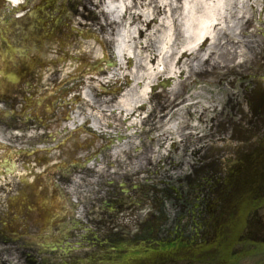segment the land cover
Instances as JSON below:
<instances>
[{
    "label": "flooded vegetation",
    "instance_id": "obj_1",
    "mask_svg": "<svg viewBox=\"0 0 264 264\" xmlns=\"http://www.w3.org/2000/svg\"><path fill=\"white\" fill-rule=\"evenodd\" d=\"M11 1L0 0V112L16 115L0 126L19 132L18 167L35 165L0 188V212L11 213L0 264H264V36L241 93L223 98L224 124L206 110L194 143L174 142L192 136L167 131L163 100L141 119L121 115L119 96H71L85 88L69 75L97 28L94 0ZM54 197L66 219L12 225L17 213L48 212Z\"/></svg>",
    "mask_w": 264,
    "mask_h": 264
},
{
    "label": "bare ground",
    "instance_id": "obj_2",
    "mask_svg": "<svg viewBox=\"0 0 264 264\" xmlns=\"http://www.w3.org/2000/svg\"><path fill=\"white\" fill-rule=\"evenodd\" d=\"M248 2L106 0L104 8L106 15H110L111 22L107 20L105 28L118 31L114 56L120 68L124 67V61L132 62V78L126 75L124 69L122 72L129 87L116 102L118 108L123 111L121 115L132 112L137 105L144 104V99L150 94L149 87L156 80L164 78L168 82L167 85L171 84L169 81L176 82L179 70L183 67H188L190 75L192 72L197 74L205 70L201 66L212 60L220 47L222 51H227L226 46L231 35L232 38L236 36L234 28L244 33L242 29L248 22L244 5ZM234 57L233 52L227 62L216 58L213 61L215 69L225 72ZM194 61H197V64ZM178 88V82L172 83L168 92L176 95ZM84 94L87 95V92ZM177 100L176 97L169 103L175 104L179 110L183 109L181 105H195L188 104L195 101L194 99L181 102Z\"/></svg>",
    "mask_w": 264,
    "mask_h": 264
},
{
    "label": "rangeland",
    "instance_id": "obj_3",
    "mask_svg": "<svg viewBox=\"0 0 264 264\" xmlns=\"http://www.w3.org/2000/svg\"><path fill=\"white\" fill-rule=\"evenodd\" d=\"M100 1L104 2V0H95L96 5H97V13L98 14H99V12L101 13L102 10H103V6L101 5ZM247 2H248V0H247ZM261 3H262V0H252L251 2H248L247 4L244 5L245 18L248 19L249 22L251 21L248 31L245 34H242V33L238 32V30L235 27L234 28V32L236 30L235 33H236V35H237V37L239 39L236 40L235 37L232 38L233 35H231L230 40L228 41V44L226 46L227 47V51H225V52L222 51V49L220 47V50H218L216 52V54L212 57V60L207 62L206 65H202L201 66V68L205 69V70H203V71H205V73H203L202 75H206V76L209 77L211 73H214V72L215 73H219L218 70L215 69L213 61L216 58H219V59H222L223 61L227 62L228 61L227 59L231 58V54H232L231 52H235L236 50H238L239 47L241 48L240 49V54L243 56V60H246V57L249 56V54H250L252 49H257V46L259 44V41H260L261 37L260 36H255L253 31L257 30V31H260L261 33H264V17L263 16H262V21H260V19H261V14H260ZM106 17H109V16H106V15L103 14L102 20H105ZM233 22H234V20L231 22V25H233ZM245 28H246V25L243 27L242 30L244 31ZM239 33H240V35H238ZM111 35H113V31L109 30L108 33H107V36H111ZM104 36H106L105 32H104V35L101 36V40L102 41H108V40H103ZM87 43H93L94 44L93 41H89ZM85 49L86 50H90V47L86 44ZM93 50H96V51H93L92 55H87V53H86V58H87V60L89 62L91 60L97 59L100 56L101 51L103 52L105 50V48H104V50H102V48H100L99 46H97L95 44V47H94ZM97 51H100V54H98ZM223 56H225V57L223 58ZM109 60H112V62H113L114 58L113 57L109 58ZM127 63H129V64H127ZM194 63L197 64V61H194ZM122 64H123L124 67L127 68V69H124L125 72H126V75H129L131 77L132 62L126 60ZM187 69H188V67H183L182 70H179V71L180 72L185 71L186 74H189ZM108 70H111L113 73L115 72L114 74L117 75V76L120 75V77H121L120 80H122V82H123V76L122 75H124V74L121 73V72H123V69L120 68V66L110 67V69H108ZM108 70H107V72H109ZM206 71H209L210 73H208ZM233 75H234V73H233ZM233 75L229 74V76H228V79H227L228 86H229L230 80H235L237 78V76H235V75L233 76ZM231 76L233 78H231ZM124 78H125V75H124ZM87 80H88L87 83H90V80H92V78L89 76ZM156 82L158 84V80ZM227 82L223 80V81H221L220 85H216V81L215 80L211 82V81H209V78H204V77L200 78L198 76L195 77V76L191 75L190 80L186 81V83H185V85H186L185 91L186 92H185V94L183 96H185L184 98H186V96H191L192 90H194V92H195L196 90H199L198 89L199 86H200V89H201V86H202L203 89L205 90V93H201V94L202 95H207V99L205 101V105L212 104V103L214 105L218 104V105H216V107H214L216 109V108H219V103H220V105L223 104V100L221 101V100H216V99L221 97L223 93L227 92V89L225 87ZM172 83L176 84V82H174V81L171 82V85H172ZM210 83H211V85H209ZM95 86H96V88H99L97 83L95 84ZM187 93H188V95H187ZM161 95L165 99V101L167 100L166 98L171 96L170 94H168V90H164V92ZM182 100H183V98L180 99V101H182ZM219 112L220 111L218 109H217V111H215V113H219ZM192 119L194 121L195 120V116L192 117ZM176 123H178V129H177L178 131L181 130V127L184 128L186 126L184 124V122L183 123L182 122H176ZM193 124L196 125V123H191V122L188 123V125H192L191 127L194 128V132L197 131V130L200 131V129H199L200 126H198V125L193 126ZM177 130L170 129L169 131L175 133ZM185 133H186V131L183 132V134H185ZM173 140H175V139H173Z\"/></svg>",
    "mask_w": 264,
    "mask_h": 264
}]
</instances>
